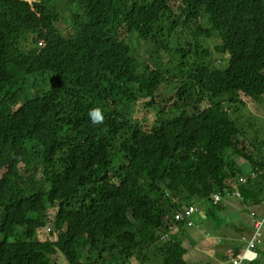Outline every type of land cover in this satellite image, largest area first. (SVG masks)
<instances>
[{
	"label": "trees",
	"instance_id": "obj_1",
	"mask_svg": "<svg viewBox=\"0 0 264 264\" xmlns=\"http://www.w3.org/2000/svg\"><path fill=\"white\" fill-rule=\"evenodd\" d=\"M249 104L264 107V0H0V264L200 262L198 223L178 212L203 207L219 232L225 199L264 206Z\"/></svg>",
	"mask_w": 264,
	"mask_h": 264
},
{
	"label": "crops",
	"instance_id": "obj_2",
	"mask_svg": "<svg viewBox=\"0 0 264 264\" xmlns=\"http://www.w3.org/2000/svg\"><path fill=\"white\" fill-rule=\"evenodd\" d=\"M225 205L227 206L228 210H226L223 215H226V224L221 228L219 232L215 231L212 225L201 223V213H205L203 211V207H200V213L197 215L196 223H198V229L201 231V235L197 236L199 244V240L202 244L208 245L209 243L212 244V249L208 251H202L201 254L204 256L205 254L212 257L213 261L217 264H234V258L237 256V252L242 253L246 247V244L243 242L241 244L240 240L244 236H250L253 232V219L251 212L257 211L259 213L264 212V206L259 208H253L252 211L247 212L245 208L241 205L240 201L233 198L225 199ZM211 230L212 236L208 240L205 236L204 230ZM175 233L179 234V229H175ZM214 236V238H212ZM220 240H224L225 244L220 245ZM235 247V248H233ZM225 248V249H224ZM240 249V250H239ZM208 252V253H205ZM220 254L221 258H216ZM206 256V255H205ZM251 259L246 261L244 264H264V245L260 248L257 253H254L250 257Z\"/></svg>",
	"mask_w": 264,
	"mask_h": 264
},
{
	"label": "rangeland",
	"instance_id": "obj_3",
	"mask_svg": "<svg viewBox=\"0 0 264 264\" xmlns=\"http://www.w3.org/2000/svg\"><path fill=\"white\" fill-rule=\"evenodd\" d=\"M172 50L168 53V54H164L163 57L161 58V69L165 72V75L167 76V78L169 79L166 83H164V85H162L159 89V91H157V95H156V101L157 103H159V106L162 109H165L166 111L169 109L170 106L174 105V103L177 101L176 98V92L178 91L177 86L174 85L173 81H178V78L180 76L179 74V66L182 65L181 60H180V55L179 53H177V46L172 44ZM158 57V56H157ZM152 67L156 68V65L159 63V61H157V59H153V61H150ZM175 77V78H174ZM37 80H40V77H30L27 80H23L21 82V90L23 94H26V98H32L34 96H36L38 94L39 91V86L36 85ZM174 85V86H173ZM145 113L147 118H152V115L154 113V111L152 109H145ZM247 119L246 121H256V127L261 131V137L264 136V107L260 106V105H252L249 104L248 105V109H247ZM140 119V115L139 113L136 114V116L134 117V120L137 122ZM134 121V122H135ZM241 161V160H240ZM242 163V162H241ZM244 164V163H243ZM185 206H189L188 203L184 204ZM197 206V205H195ZM200 208V206H197ZM52 213V214H51ZM50 216H49V221H52L53 217H54V213L51 212ZM46 231H48L49 233H51V229L52 232H54V227L52 226L51 223L48 222V225L46 227ZM50 229V230H49ZM204 233L206 234L205 236L208 238V240L210 239V237L212 236V232L211 230H204ZM53 241L57 240V234L56 232L53 233L52 236ZM189 242V240H188ZM197 250V261L200 262H195V264H217L216 262L213 261L212 257H210L209 255L205 254L202 257V254L200 255V253L204 250V251H208L212 249V244L209 243L208 245H204L201 243V241L199 240V244ZM235 248V247H233ZM225 249V248H224ZM208 253V252H205ZM220 254L218 257L216 258H221ZM201 256V257H199ZM59 262L60 264H69L68 261L63 257L60 256L59 257Z\"/></svg>",
	"mask_w": 264,
	"mask_h": 264
},
{
	"label": "built area",
	"instance_id": "obj_4",
	"mask_svg": "<svg viewBox=\"0 0 264 264\" xmlns=\"http://www.w3.org/2000/svg\"><path fill=\"white\" fill-rule=\"evenodd\" d=\"M243 182H246L243 179ZM236 196L241 197V193H236ZM215 204H219L222 201V195L216 194ZM200 213V208L197 206L185 207L182 211L176 214V220L188 224L189 228L195 227L196 217ZM253 217V232L250 236H244L242 241L246 244L244 251L238 254L234 258V264H244L250 260L251 255L257 253L264 245V212L259 213L254 211ZM50 230V229H49Z\"/></svg>",
	"mask_w": 264,
	"mask_h": 264
},
{
	"label": "clouds",
	"instance_id": "obj_5",
	"mask_svg": "<svg viewBox=\"0 0 264 264\" xmlns=\"http://www.w3.org/2000/svg\"><path fill=\"white\" fill-rule=\"evenodd\" d=\"M88 117L90 118L92 124L99 125L105 120V115L100 107H95L88 112Z\"/></svg>",
	"mask_w": 264,
	"mask_h": 264
}]
</instances>
